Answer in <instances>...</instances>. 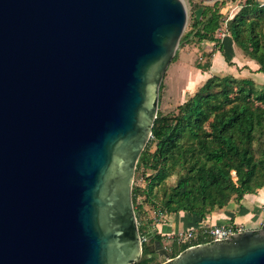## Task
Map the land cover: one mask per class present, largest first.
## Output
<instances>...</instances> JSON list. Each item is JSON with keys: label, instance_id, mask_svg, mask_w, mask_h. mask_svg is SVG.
<instances>
[{"label": "water", "instance_id": "water-1", "mask_svg": "<svg viewBox=\"0 0 264 264\" xmlns=\"http://www.w3.org/2000/svg\"><path fill=\"white\" fill-rule=\"evenodd\" d=\"M185 24L182 0H0V264L139 259L133 176ZM161 264H264V223Z\"/></svg>", "mask_w": 264, "mask_h": 264}, {"label": "trees", "instance_id": "trees-1", "mask_svg": "<svg viewBox=\"0 0 264 264\" xmlns=\"http://www.w3.org/2000/svg\"><path fill=\"white\" fill-rule=\"evenodd\" d=\"M234 1L194 4L190 29L179 45L192 39L197 44L213 41L214 47L202 53L205 62L196 65L207 71L216 50L224 55L217 33L225 24L233 44L255 61L256 72L264 73V1L240 0L231 10L228 4ZM225 61L230 63L229 58ZM135 171L146 179L131 190L138 230L151 238L143 242L142 256L132 264H157L146 246L164 237L153 227L157 213L184 211L204 219L231 199L240 201L264 186V85L249 77L211 75L174 113L157 112ZM172 176L174 183L167 187ZM204 242L200 237L172 241L171 256Z\"/></svg>", "mask_w": 264, "mask_h": 264}, {"label": "crops", "instance_id": "crops-1", "mask_svg": "<svg viewBox=\"0 0 264 264\" xmlns=\"http://www.w3.org/2000/svg\"><path fill=\"white\" fill-rule=\"evenodd\" d=\"M239 1L240 0L235 1L234 7L237 6L236 3ZM221 42L224 55L216 50L210 58L211 66L207 71H202L197 68L196 71L193 72L194 76L191 78L190 82H194V85L192 84L193 86H191L189 83V85L186 86L190 89L186 90L189 93L187 97L192 95L211 75H233L235 77H249L254 80L257 74V64L255 61L245 57L241 50L233 44L228 34L221 38ZM198 44L201 45L200 59L204 60L205 57L202 53L209 52L214 47V42L205 40ZM225 58L231 59L234 64L228 65ZM237 69L241 70L238 72ZM225 71L227 73H223ZM166 218V222H158L156 226L157 232L161 235L174 234L180 230L196 228L198 226L224 225L227 223H235L243 229H258L264 223V186L259 188L255 193L245 194L240 201L231 199L225 206L211 212L204 219H197L195 216L184 211L169 214ZM169 218H171V220H169Z\"/></svg>", "mask_w": 264, "mask_h": 264}, {"label": "rangeland", "instance_id": "rangeland-1", "mask_svg": "<svg viewBox=\"0 0 264 264\" xmlns=\"http://www.w3.org/2000/svg\"><path fill=\"white\" fill-rule=\"evenodd\" d=\"M213 1L215 0H182L186 11V24L183 30V34L190 29L191 15L192 12H194L193 9L194 4H211ZM234 3L235 1L229 3L228 8L229 9L231 8L232 10V8H234L235 6ZM200 46H201L200 44H197L196 39H192V41H190L189 43L178 46L176 50V59L170 62L167 70L164 73V77L162 80L163 85L162 88L159 90V101H158L157 112H160L161 114L174 113L176 111V106L179 103H181L183 100H185V98L189 95V93L186 90H190V89H188V87L186 86L189 85V83L191 84V86L194 85V82L191 83L190 80L194 76L193 72H195L197 69L196 65L205 62V60L200 59V52H201ZM229 60L230 63L227 64L233 65L234 62L231 59ZM240 70L241 69H237L238 72ZM223 73H227V72L225 71ZM254 80L257 83V85H264V73L257 72V74L254 77ZM141 174H142L141 171L139 172L135 171L133 176L132 187L134 185L143 186L145 184L146 182L145 175L141 177ZM174 179H175L174 176L167 179L166 186L168 187L172 185L174 183ZM147 213L149 217H152L154 215V213L151 210H149ZM157 220L158 222L162 223V222H166L167 218L166 216H164L161 219H156V221ZM169 220H171V218H169ZM161 241L163 242V244L164 242L166 243L165 249L167 255L159 256L155 258L154 262H156L157 264H161L165 260L172 258L171 256L172 249L170 248L171 242H169L166 239V237H162ZM141 256L142 253L140 257Z\"/></svg>", "mask_w": 264, "mask_h": 264}, {"label": "built area", "instance_id": "built-area-1", "mask_svg": "<svg viewBox=\"0 0 264 264\" xmlns=\"http://www.w3.org/2000/svg\"><path fill=\"white\" fill-rule=\"evenodd\" d=\"M227 34L225 30V24L223 28L219 30L217 36L221 39ZM166 216L163 213H157L156 217L158 219ZM157 223L153 225V227L157 230ZM244 230L241 226L235 223H227L224 225H204L198 226L196 228H190L186 230H180L175 232L174 234L163 235L169 242L176 241L178 243L185 242L197 237L202 238L206 242H212L214 240H227L231 238L238 232ZM141 243L147 241L148 238L140 235ZM164 247L166 248V243L164 242Z\"/></svg>", "mask_w": 264, "mask_h": 264}, {"label": "flooded vegetation", "instance_id": "flooded-vegetation-1", "mask_svg": "<svg viewBox=\"0 0 264 264\" xmlns=\"http://www.w3.org/2000/svg\"><path fill=\"white\" fill-rule=\"evenodd\" d=\"M153 242H148L147 244H146V246H148V245H150V244H152ZM142 249H143V244H142ZM154 252H156L155 250H154Z\"/></svg>", "mask_w": 264, "mask_h": 264}]
</instances>
